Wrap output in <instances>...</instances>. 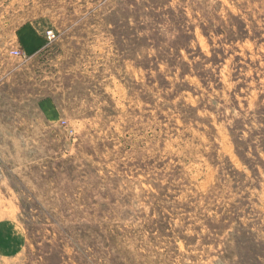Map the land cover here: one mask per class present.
<instances>
[{
    "label": "rangeland",
    "instance_id": "1",
    "mask_svg": "<svg viewBox=\"0 0 264 264\" xmlns=\"http://www.w3.org/2000/svg\"><path fill=\"white\" fill-rule=\"evenodd\" d=\"M0 264H264V0H0Z\"/></svg>",
    "mask_w": 264,
    "mask_h": 264
},
{
    "label": "built area",
    "instance_id": "2",
    "mask_svg": "<svg viewBox=\"0 0 264 264\" xmlns=\"http://www.w3.org/2000/svg\"><path fill=\"white\" fill-rule=\"evenodd\" d=\"M49 36H50V38H53V39L55 38V36H54V35H52V34H50ZM18 54H20V51H18V52H15V55H18Z\"/></svg>",
    "mask_w": 264,
    "mask_h": 264
}]
</instances>
